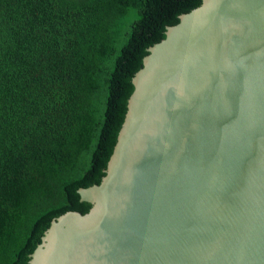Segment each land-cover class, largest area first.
Returning <instances> with one entry per match:
<instances>
[{"label": "water", "instance_id": "obj_1", "mask_svg": "<svg viewBox=\"0 0 264 264\" xmlns=\"http://www.w3.org/2000/svg\"><path fill=\"white\" fill-rule=\"evenodd\" d=\"M11 264H264V0L144 9L83 172Z\"/></svg>", "mask_w": 264, "mask_h": 264}, {"label": "trees", "instance_id": "obj_2", "mask_svg": "<svg viewBox=\"0 0 264 264\" xmlns=\"http://www.w3.org/2000/svg\"><path fill=\"white\" fill-rule=\"evenodd\" d=\"M153 0H0V264L86 164L123 33Z\"/></svg>", "mask_w": 264, "mask_h": 264}]
</instances>
